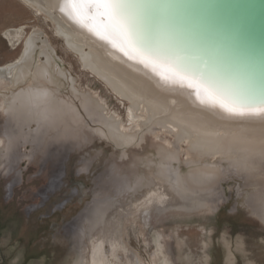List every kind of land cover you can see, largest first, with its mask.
Returning a JSON list of instances; mask_svg holds the SVG:
<instances>
[{
  "label": "bare ground",
  "instance_id": "obj_1",
  "mask_svg": "<svg viewBox=\"0 0 264 264\" xmlns=\"http://www.w3.org/2000/svg\"><path fill=\"white\" fill-rule=\"evenodd\" d=\"M20 1L51 23L84 72L127 103V117L123 122L94 93L79 90L50 40L35 30L25 38L21 56L0 66V111L6 116L3 134L8 158L25 143L43 146L45 151L68 142L80 148L86 129L110 144L122 160L130 150L142 148L148 136L170 138L134 163L133 177L113 176L116 195H129L127 201L115 196L97 199L81 221L85 242L74 264H145L126 245V222L136 213L144 227L151 212L158 216L213 214L225 201L221 184L226 180L240 181L237 190H247V209L264 223V143L258 129L253 132L221 119L200 105L187 87L163 85L150 70L68 21L58 10L60 0ZM24 36L23 27L4 32L14 49ZM86 241L93 251L90 263ZM155 241V261L171 264L160 235Z\"/></svg>",
  "mask_w": 264,
  "mask_h": 264
},
{
  "label": "rangeland",
  "instance_id": "obj_2",
  "mask_svg": "<svg viewBox=\"0 0 264 264\" xmlns=\"http://www.w3.org/2000/svg\"><path fill=\"white\" fill-rule=\"evenodd\" d=\"M20 27L25 36L20 47L14 49L4 32ZM35 30H41L50 40L59 62L76 78L77 88L94 93L107 104L110 113L125 122L127 103L84 72L51 23L20 0H0V66L21 56L25 38ZM5 117L0 111V264H74L85 242L86 230H82L81 223L85 214L105 196L126 203L129 195H116L114 177L120 173L133 177L134 163L153 152L156 144L170 139L164 134L159 139L148 136L142 148L130 150L128 158L122 160L110 144L86 129V140L80 148L68 142L65 147L57 144L54 151H45L43 146L25 143L8 158L4 151ZM238 183L233 179L222 182L225 201L213 214L158 216L151 212L144 227L136 213L125 224L126 245L145 264H159L154 258L157 235L171 264H264V223L247 209V190L238 191ZM87 245L90 263L93 251L89 241Z\"/></svg>",
  "mask_w": 264,
  "mask_h": 264
},
{
  "label": "snow or ice",
  "instance_id": "obj_3",
  "mask_svg": "<svg viewBox=\"0 0 264 264\" xmlns=\"http://www.w3.org/2000/svg\"><path fill=\"white\" fill-rule=\"evenodd\" d=\"M58 10L163 85L187 87L221 119L258 129L264 143V58L211 44L193 26L197 6L185 0H60Z\"/></svg>",
  "mask_w": 264,
  "mask_h": 264
},
{
  "label": "water",
  "instance_id": "obj_4",
  "mask_svg": "<svg viewBox=\"0 0 264 264\" xmlns=\"http://www.w3.org/2000/svg\"><path fill=\"white\" fill-rule=\"evenodd\" d=\"M200 8L193 26L217 48L236 47L264 58V0H185Z\"/></svg>",
  "mask_w": 264,
  "mask_h": 264
}]
</instances>
